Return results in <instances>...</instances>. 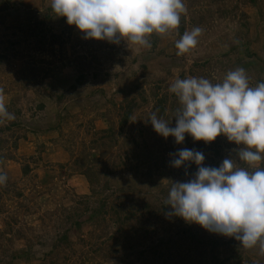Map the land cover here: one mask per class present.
Instances as JSON below:
<instances>
[{
	"label": "rangeland",
	"instance_id": "obj_1",
	"mask_svg": "<svg viewBox=\"0 0 264 264\" xmlns=\"http://www.w3.org/2000/svg\"><path fill=\"white\" fill-rule=\"evenodd\" d=\"M243 229L264 0H0V264H264Z\"/></svg>",
	"mask_w": 264,
	"mask_h": 264
},
{
	"label": "trees",
	"instance_id": "obj_2",
	"mask_svg": "<svg viewBox=\"0 0 264 264\" xmlns=\"http://www.w3.org/2000/svg\"><path fill=\"white\" fill-rule=\"evenodd\" d=\"M134 106L135 105L130 103L123 109L124 111L122 113V119L120 121V126L121 127H123L124 125L127 124V122H129L130 117H131V113L133 111ZM23 171H24V173L26 172V170H24V169H23ZM118 214H119V211H116V215H118ZM239 233H241L243 238H247L249 236H253V237L260 238L263 241V243H264V237H262L261 235H258L256 233H249V232L246 231V229L241 230Z\"/></svg>",
	"mask_w": 264,
	"mask_h": 264
}]
</instances>
